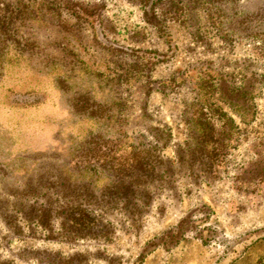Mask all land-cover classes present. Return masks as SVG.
I'll return each mask as SVG.
<instances>
[{
    "label": "rangeland",
    "instance_id": "rangeland-1",
    "mask_svg": "<svg viewBox=\"0 0 264 264\" xmlns=\"http://www.w3.org/2000/svg\"><path fill=\"white\" fill-rule=\"evenodd\" d=\"M20 1L49 25L26 26L35 49L7 56L1 158L75 185L61 188L66 207L95 180L100 224L63 235L61 218L34 213L6 247L0 223V264H218L240 247L264 258V0ZM29 56L76 58L63 68L73 81L34 73ZM81 105L108 120L74 121ZM96 146V163L75 158Z\"/></svg>",
    "mask_w": 264,
    "mask_h": 264
},
{
    "label": "trees",
    "instance_id": "trees-1",
    "mask_svg": "<svg viewBox=\"0 0 264 264\" xmlns=\"http://www.w3.org/2000/svg\"><path fill=\"white\" fill-rule=\"evenodd\" d=\"M146 1V0H143ZM146 4V3H145ZM0 7V82L4 76L5 67L8 64L9 54H16L20 57H26L32 50L35 49V44L30 42V38L27 37L29 32L26 26L30 29L37 28L41 30L45 21L36 19L35 15L30 16L33 13L29 3L23 1L13 0L7 1L1 4ZM84 13L83 16H79V21L81 19L88 20L92 15L90 13ZM82 17V18H81ZM85 22V21H84ZM262 23H264V15ZM30 57V56H29ZM28 64L31 71L36 74H42L46 70L52 68L53 72L61 71L62 78L57 79L56 85L61 86V83L71 82L74 76H69L64 72V69L70 68V73L75 72L77 65L76 58H71L67 62L57 63L48 61L47 58H21ZM63 69V70H62ZM83 98V97H82ZM82 98L78 97L76 100L79 102ZM84 99L87 101L91 100L89 96H85ZM120 115V114H119ZM74 121L88 120L93 122H100L98 120L107 121L108 112L105 109H98L93 107H85L81 105L79 108L72 110L70 114ZM121 120L119 116L117 118ZM120 141L126 139L120 135ZM125 137V136H124ZM89 143V142H88ZM109 141H105L99 144V148L106 150L105 144ZM97 146L94 148H87L86 151L81 154H77L75 158H87V165H91L95 162V153ZM132 149H135L132 147ZM107 151V150H106ZM3 154L0 155V158ZM140 155V156H139ZM142 152L134 153V157H138L135 162L130 164V168L133 170H140L143 166ZM18 160L22 161L21 164H15L4 157L0 159V223L3 224L5 228L6 237L9 239L6 242V247L10 246L13 239L17 235L26 236L30 230V225L33 222L30 219V214L38 218H47L48 220L61 218V223L59 224V229L54 228V232L63 233V235L81 232V233H91L96 230L100 220L97 217L100 216L95 214V204L97 202V195L94 194L95 180L87 179L86 182L81 187H76L79 191L74 198V203L71 207L64 206V199L66 195H62L63 189L75 190L74 186L71 187L66 181L61 180V178H56L54 180L45 179L40 175L36 174V170L32 168L34 160L30 158L17 157ZM74 160H71V169L75 168L76 165L73 164ZM36 163V161H35ZM79 165V164H77ZM107 166V163L103 164ZM106 179L109 180L108 175H105ZM71 187V188H70ZM48 220L43 221L48 223ZM40 221V220H39ZM51 221V222H52ZM21 223L20 225H18ZM50 226L40 225L39 222L35 223L34 226L40 227L41 232L52 233ZM32 229H34L32 227ZM61 229V230H60ZM233 253V252H232ZM231 253V254H232ZM226 258V257H225ZM233 258V255H230Z\"/></svg>",
    "mask_w": 264,
    "mask_h": 264
},
{
    "label": "crops",
    "instance_id": "crops-1",
    "mask_svg": "<svg viewBox=\"0 0 264 264\" xmlns=\"http://www.w3.org/2000/svg\"><path fill=\"white\" fill-rule=\"evenodd\" d=\"M241 247L240 248H236V251L240 252V256L238 257H234L233 258H230V255H235V251L230 254L229 256H227L226 258H224L223 260H221L218 264H264L263 262L264 261H260V259H264L262 256H260V254L258 253L257 250H250L248 251L247 253H245L246 251L241 250Z\"/></svg>",
    "mask_w": 264,
    "mask_h": 264
}]
</instances>
